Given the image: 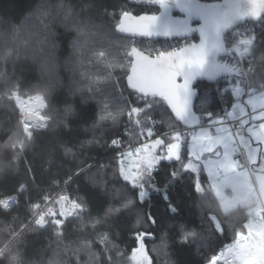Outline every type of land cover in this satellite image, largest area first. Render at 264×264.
I'll list each match as a JSON object with an SVG mask.
<instances>
[{
  "label": "snow or ice",
  "instance_id": "1",
  "mask_svg": "<svg viewBox=\"0 0 264 264\" xmlns=\"http://www.w3.org/2000/svg\"><path fill=\"white\" fill-rule=\"evenodd\" d=\"M68 3L69 0H41L35 20L45 33L50 32V22L67 20L68 17L61 13ZM194 3L195 0H184L182 7L169 10L166 0H147V5L159 12L157 15L129 11V7L135 6V0H125L119 15L114 10L113 16L108 17L115 21L107 38L108 46L122 57L127 68L125 89L113 94L110 104L105 103L99 121L112 120L116 123L114 117L121 113L126 122L122 129L105 141L111 152L106 158L108 162L95 160L87 164L83 171L77 169L55 196L45 193L40 201L29 205L32 216L28 221L29 228L39 232L51 230L56 239L62 241L67 224L82 220L85 215L93 227L109 220L114 224L117 217L124 220L135 215L134 231H130L128 236L132 242L128 245L131 260L135 264H157L149 254L154 252L156 257L165 258L164 264H174L170 258L173 243L191 249L202 246V238L210 237L212 233L197 228L184 217L182 204L177 202L179 197L173 196V188L177 185L182 188L187 183L191 187L189 195L195 193L199 198L206 186L229 181L236 183L237 178L232 174L246 165L264 170V103L257 110L251 99H242L244 95L251 96L260 90L251 88L242 78L246 70L244 66L250 67L251 61L242 55L237 56L235 52L231 54L229 64L233 65L232 76L226 81L230 90L220 99L217 98V91L209 90L208 86H198L201 89L199 95L193 89L194 80L205 73L206 66L209 74L222 70L219 65L208 66L207 58L213 49L208 46L204 29L195 23L189 26L192 16L202 17L206 24L213 13L195 7ZM185 10L189 20L179 18ZM244 19L254 21V37L255 25L264 22V15L255 13ZM189 35L199 36V42L188 41L183 47L167 51L163 46H144L142 40L137 46L135 40L136 37L151 39L156 36L166 39L182 37L187 41ZM6 37L0 33V38ZM126 40L131 43H125ZM238 42L247 43V40L240 37ZM252 42L255 43V40ZM95 47L89 51V56ZM238 71L240 76L236 75ZM125 90L127 96L123 94ZM193 96L196 97V112L192 110ZM221 100L228 106L221 111L222 114H218L214 109L220 106ZM247 104L251 105V112L246 111ZM204 105L213 110L197 115ZM228 118L236 123L229 124ZM160 124H166L170 130H162ZM97 127L100 124L95 121L93 128ZM94 142H97L95 137L89 141ZM65 152L71 153L72 148L66 147ZM81 172L106 199L104 208L96 217L91 216L83 198H73L67 191L73 177ZM25 188H17L15 203L12 197L0 199L3 201L0 211H12L19 203L17 197ZM153 198H158L162 204L163 215L156 209ZM202 219L210 223L215 232L223 233V224L218 217L206 214ZM162 223L164 230L157 244L156 232L146 229H154ZM250 227L245 225L243 230L234 233L232 242L211 256L208 264H247L244 251L251 235ZM23 230L22 225L21 234ZM109 240L107 233L100 234V241L105 242L101 254L92 250L94 242L88 240L81 241L75 248L65 246V250L73 251L75 264H81L80 253L88 257L84 264H93L94 258H102L105 264H121L118 258H126L127 252L115 244L108 247L106 242ZM149 241L151 249L147 248ZM59 255L54 253L49 264H60Z\"/></svg>",
  "mask_w": 264,
  "mask_h": 264
},
{
  "label": "trees",
  "instance_id": "2",
  "mask_svg": "<svg viewBox=\"0 0 264 264\" xmlns=\"http://www.w3.org/2000/svg\"><path fill=\"white\" fill-rule=\"evenodd\" d=\"M40 4L41 0H0V33L7 36L0 38V199L15 195L17 188L26 186L12 211H0V264H49L54 253L60 254V264H75L73 251H66L65 246L75 248L81 241L88 240L94 242L92 250L101 254L105 247V242L100 241L101 233L110 236L106 242L108 247L115 244L127 252L126 258H118L121 264H131L128 245L132 242L128 236L134 231L135 215L124 220L117 217L114 224L109 220L95 227L85 215L82 220L67 224L62 241H58L51 230L39 232L28 227V221L32 219L29 205L40 201L45 193L53 196L77 169L83 171L95 160L108 162L106 158L111 152L105 141L126 122L121 113L114 117L116 123L99 121L105 103L110 104L113 94L125 89L127 65L121 56L113 53L107 39L115 22L108 17L113 16L114 10L119 15L125 0H69L61 13L68 17L67 20L50 22L49 33H45L35 20ZM129 11L159 13L147 5V0H135V6L129 7ZM255 26L261 33L254 39L245 59L251 61L250 67L246 65L250 87L263 91L264 22ZM237 28L245 30L242 26ZM195 40H198L196 36ZM136 41L140 46V41ZM125 43L131 42L126 40ZM164 43L153 41L154 45ZM94 45L95 50L89 56ZM198 86H208L209 90L216 91L214 83L199 82L196 88L200 93ZM16 93L27 98L42 94L47 103L44 112L47 126L35 129L22 149L18 148L23 139L22 112L12 99ZM223 105L221 100L214 111L222 114ZM212 110L204 105L198 113L202 115ZM157 116L159 118V114ZM95 121L100 127L93 128ZM159 126L162 130H170L166 124ZM94 137L97 142L89 143ZM69 146L72 152L66 153L65 148ZM68 189L74 198L79 196L87 202L92 217L104 208L106 199L88 182L84 172L73 177ZM189 192L191 187L187 183L182 188L179 185L173 188V196L179 197L177 202L182 204L184 217L212 235L202 238V246L191 249L173 243L170 258L174 264H208L211 256L232 242L234 233L244 229L250 216L245 207L225 212L212 186H206L199 198ZM153 202L163 215L164 208L159 199L153 198ZM206 214L219 218L223 224L222 234L202 219ZM146 230L156 232L158 244L164 224ZM151 247L149 241L147 248ZM112 252L115 255V249ZM149 254L157 264H164L163 256L158 258L154 252ZM80 255L81 264H84L88 257L85 253ZM93 264L105 262L102 258H94Z\"/></svg>",
  "mask_w": 264,
  "mask_h": 264
},
{
  "label": "rangeland",
  "instance_id": "3",
  "mask_svg": "<svg viewBox=\"0 0 264 264\" xmlns=\"http://www.w3.org/2000/svg\"><path fill=\"white\" fill-rule=\"evenodd\" d=\"M193 38H194L193 41H196L195 36ZM135 40L141 41V39H135ZM142 41L144 46L155 47V48H161V46H163V48L166 51L169 50L170 48H174V44H175V42L171 40H165L164 45H154L153 41L150 40H142ZM249 83H250V79H249ZM123 94L127 96L126 93ZM262 95H264V90L256 91L254 94H251V96L244 95L243 100L248 101L249 99H251V103L255 104L257 110H259L260 104L264 103V99H261ZM17 96L20 97L23 96L17 93L12 96V99L15 101L16 105H18V108L21 111V104L17 103L15 100V97ZM23 98L27 99V97H23ZM28 98H32V97H28ZM245 108L246 111L249 112L252 110L250 104L245 105ZM44 112L42 113V115L45 118ZM22 126H23V139L21 140L18 146L19 149H22L25 142L30 139L25 136V127L24 125ZM232 175L237 178L236 183H233L231 181L227 183L220 182V183H214L212 187L217 197L219 198L222 204V208L225 212H230L242 207L248 209V213L250 217L246 225L251 226L249 229L251 235L248 237L247 247L246 250L244 251V256L250 253V256L247 255L249 257L248 259L256 260L257 255L260 254L261 251L260 245L263 246L264 248V170L255 169L253 166L248 165V167L245 166L242 169L236 170ZM256 244L259 246L257 247ZM256 252L257 255L255 254ZM131 264H135V262L131 260Z\"/></svg>",
  "mask_w": 264,
  "mask_h": 264
},
{
  "label": "water",
  "instance_id": "4",
  "mask_svg": "<svg viewBox=\"0 0 264 264\" xmlns=\"http://www.w3.org/2000/svg\"><path fill=\"white\" fill-rule=\"evenodd\" d=\"M169 10L179 9L184 5V0H166ZM195 7L210 11L213 13L205 24L204 19L199 16H192L190 18L189 26L195 23L198 27H201L205 31V35L208 39L209 48L213 49L212 54L208 56V66L219 65L221 71L209 74L207 66L205 73L198 76L193 82V89L196 95H199V91L196 88L199 82L214 83L219 78L230 74L231 69L224 66L219 62V58L227 54V48L225 43L226 35L236 29L238 26L247 23L254 22L251 19L245 21V17H251L255 13L264 15V0H218V1H204L195 0ZM159 15V13L157 14ZM179 18L189 20L187 10L180 13ZM189 37H192L189 35ZM197 41L199 42V36ZM135 39L150 40V41H165L184 39L182 37L177 38H164L153 36L151 39L136 37ZM192 110L196 112V97L192 99ZM199 115V113H196ZM30 117V116H29ZM48 120V119H47Z\"/></svg>",
  "mask_w": 264,
  "mask_h": 264
},
{
  "label": "built area",
  "instance_id": "5",
  "mask_svg": "<svg viewBox=\"0 0 264 264\" xmlns=\"http://www.w3.org/2000/svg\"><path fill=\"white\" fill-rule=\"evenodd\" d=\"M249 23H252V22H247V23L240 25V26L244 27L246 31L245 30L240 31L238 28H236L232 32H230L229 34L226 35L225 43H226V48H227V54L223 57H220L219 62L222 63L224 66L230 68V69L233 66V65L229 64V57L231 56V54L233 52H235V54L237 56L242 55L243 58H245L246 54L249 53V51L251 50V48L253 46V42H252L253 39H255L256 36L261 33V31L258 29V27L255 26V35L253 37L252 26L250 27ZM240 32H242V33H240ZM245 34H247V35H245ZM193 37L194 36L188 37L187 41L185 39H175V40H171V41L175 42L174 48L183 47L184 44L188 41L195 42V41H193L194 40ZM240 37H244V39L247 40V43L238 42ZM177 44H180V45H177ZM244 67L246 68V70L243 71V77L242 78L246 84L248 81V85L250 86L249 78H248L249 77L248 76V69H247L246 65ZM236 75L240 76L241 73L238 71V72H236ZM231 76H232V72L230 74H227V75L219 78L218 80H216L214 82V84H215L214 88L219 94V99L225 96L224 95L225 91L230 90L229 85L226 83V81ZM245 96H249V95L246 94ZM15 100L17 103L21 104L22 122H23V125L25 127V136L28 138H31L33 136V131L35 129L44 128L47 125V120L42 115V113L44 112V110L47 107V103H46L44 97L40 94L37 96H34L32 98H27V99L20 97V96H17V97H15ZM29 104L34 105V107H35L34 110H35L36 114H33L28 110L27 107ZM227 106L228 105L224 103L223 109H225ZM228 123L234 124V123H236V121L233 120L232 118H228ZM246 166L248 167V165H246ZM65 184H66V182L61 185L59 190L53 196H55L61 189H63L65 187ZM67 191L72 196L69 189H67ZM15 195L4 197L2 199H8V198L12 197L13 203H15V200H16ZM17 199H18V197H17ZM2 202L3 201H0V203H2Z\"/></svg>",
  "mask_w": 264,
  "mask_h": 264
},
{
  "label": "crops",
  "instance_id": "6",
  "mask_svg": "<svg viewBox=\"0 0 264 264\" xmlns=\"http://www.w3.org/2000/svg\"><path fill=\"white\" fill-rule=\"evenodd\" d=\"M251 112V111H250ZM222 205V204H221ZM247 242H248V240H247ZM257 245V244H256ZM259 245H257V247H258ZM260 247H261V251H260V254H258L257 255V252L255 253L256 255H257V257H256V260L254 259V260H250V259H248L249 257L247 256V255H249L250 256V253L249 254H246V256H245V258H246V260H247V264H264V248H263V246H261L260 245ZM255 257V256H254Z\"/></svg>",
  "mask_w": 264,
  "mask_h": 264
},
{
  "label": "bare ground",
  "instance_id": "7",
  "mask_svg": "<svg viewBox=\"0 0 264 264\" xmlns=\"http://www.w3.org/2000/svg\"><path fill=\"white\" fill-rule=\"evenodd\" d=\"M27 108H28V110H29L31 113L36 114V113H35V110H34L35 107H34L33 104H29Z\"/></svg>",
  "mask_w": 264,
  "mask_h": 264
}]
</instances>
